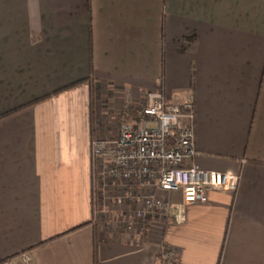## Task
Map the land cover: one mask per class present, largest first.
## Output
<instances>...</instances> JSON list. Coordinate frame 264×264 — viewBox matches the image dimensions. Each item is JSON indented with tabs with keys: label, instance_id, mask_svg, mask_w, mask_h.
Masks as SVG:
<instances>
[{
	"label": "crops",
	"instance_id": "crops-1",
	"mask_svg": "<svg viewBox=\"0 0 264 264\" xmlns=\"http://www.w3.org/2000/svg\"><path fill=\"white\" fill-rule=\"evenodd\" d=\"M159 90L192 95L195 162L240 183L128 230L97 216L91 141ZM164 247L264 264V0H0V262L164 264Z\"/></svg>",
	"mask_w": 264,
	"mask_h": 264
},
{
	"label": "built area",
	"instance_id": "built-area-1",
	"mask_svg": "<svg viewBox=\"0 0 264 264\" xmlns=\"http://www.w3.org/2000/svg\"><path fill=\"white\" fill-rule=\"evenodd\" d=\"M192 99L190 93L170 99L162 90L152 91L146 105L134 111L129 105L124 109L117 137L91 141L93 160L102 163L103 173L120 181L125 190L115 203L141 202L138 210L133 207L132 219H125L128 230L140 218L174 215L180 223L187 205L207 202L209 193L219 188L236 190L239 186V175L207 170L195 162ZM173 193H180L182 202L171 201ZM162 251L164 264H172L174 249L164 247ZM34 255L33 250H26L0 264H36Z\"/></svg>",
	"mask_w": 264,
	"mask_h": 264
},
{
	"label": "rangeland",
	"instance_id": "rangeland-1",
	"mask_svg": "<svg viewBox=\"0 0 264 264\" xmlns=\"http://www.w3.org/2000/svg\"><path fill=\"white\" fill-rule=\"evenodd\" d=\"M97 163L98 162L93 160L94 173H95L94 179H95V183L97 184L95 185V189L97 190V194L99 191H103L97 195V202L95 203L97 216L103 217L104 220L107 221L109 220V217H112L111 215H113L117 217L118 221L121 222L123 220V222L125 223V219L129 218L130 220V217L132 219L133 207H135V209L137 208V210L141 208L142 206L141 202L125 200L123 204H119V205L116 204L115 203L116 198L120 197V195H124L125 193V190L123 189V185L120 181L117 182L116 180L104 174L103 173L105 169L104 165L102 163L100 164V162L99 164ZM136 193L142 194L139 193V191H137ZM100 199L102 200V202H99ZM123 208H126L127 210L126 213L122 212ZM141 220H143V218L136 219V223Z\"/></svg>",
	"mask_w": 264,
	"mask_h": 264
}]
</instances>
